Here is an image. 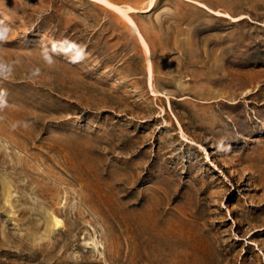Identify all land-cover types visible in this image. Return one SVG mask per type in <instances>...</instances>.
<instances>
[{
	"label": "rangeland",
	"instance_id": "rangeland-1",
	"mask_svg": "<svg viewBox=\"0 0 264 264\" xmlns=\"http://www.w3.org/2000/svg\"><path fill=\"white\" fill-rule=\"evenodd\" d=\"M102 1L0 0V264H264V0Z\"/></svg>",
	"mask_w": 264,
	"mask_h": 264
},
{
	"label": "bare ground",
	"instance_id": "bare-ground-1",
	"mask_svg": "<svg viewBox=\"0 0 264 264\" xmlns=\"http://www.w3.org/2000/svg\"><path fill=\"white\" fill-rule=\"evenodd\" d=\"M97 1H99V2H103L102 0H97ZM55 223H56V226L58 227V226H59V222L56 221Z\"/></svg>",
	"mask_w": 264,
	"mask_h": 264
}]
</instances>
